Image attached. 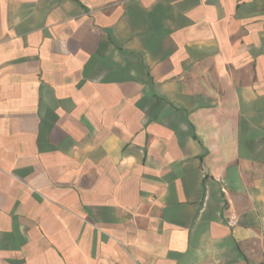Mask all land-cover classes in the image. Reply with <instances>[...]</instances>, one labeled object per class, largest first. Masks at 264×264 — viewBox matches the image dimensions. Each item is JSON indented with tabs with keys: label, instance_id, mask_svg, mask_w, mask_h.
<instances>
[{
	"label": "crops",
	"instance_id": "1",
	"mask_svg": "<svg viewBox=\"0 0 264 264\" xmlns=\"http://www.w3.org/2000/svg\"><path fill=\"white\" fill-rule=\"evenodd\" d=\"M0 264H264V0H0Z\"/></svg>",
	"mask_w": 264,
	"mask_h": 264
}]
</instances>
